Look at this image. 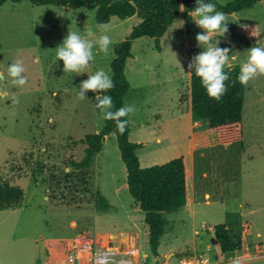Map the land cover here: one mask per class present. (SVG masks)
<instances>
[{"label": "rangeland", "instance_id": "374dc122", "mask_svg": "<svg viewBox=\"0 0 264 264\" xmlns=\"http://www.w3.org/2000/svg\"><path fill=\"white\" fill-rule=\"evenodd\" d=\"M206 2L222 11L218 5L232 0ZM94 12L85 7L34 5L28 0L0 5V72L5 77L0 80V89L7 92V97L0 98V177L23 190L20 207L0 210V264H71L70 253L87 244L117 248L124 242L121 248H129V234L112 237L105 233L139 228L137 247L140 255L146 254L139 258L144 259L143 264H228L237 257L241 264H264V76L245 86L242 140L220 145L212 137L206 141L208 147L196 144L195 161L186 164L196 173L192 213H165L168 225L161 238V253L165 247L175 252L156 256L148 247L143 211L135 208L127 190L115 134L105 136L85 177L81 178L84 171L69 162L82 159L86 147L82 139L104 125L96 108V93L89 91L84 100L77 98L80 83L100 68L111 75L114 48L141 21L137 15L125 19L112 16L106 23L112 40L110 54L105 56L95 47V59L87 73H64L55 49L69 29L81 34L91 29L99 34ZM225 14L229 31L223 36L225 42L217 37L218 46L230 48L235 57L226 66L240 68L246 50L264 47V0ZM243 26L256 28V42L248 39ZM202 31L180 10L160 38L159 48L149 37L132 41L124 70L129 90L123 101L136 109L128 115L130 141L143 143L136 152L142 167L184 155V115L191 108L190 77L194 73L187 66L202 51L195 40ZM18 59L26 69L23 87L12 86L7 76L8 65ZM169 102L162 117L168 123L166 128L158 129L161 123L154 126L165 134L158 144L149 136L161 114L154 107ZM197 127L193 126L192 132ZM203 169L208 172L206 178L201 176ZM65 172L73 177L66 184ZM97 191L107 199V210H98L92 203L91 196ZM216 224H225L239 235L243 248L221 254L213 234Z\"/></svg>", "mask_w": 264, "mask_h": 264}, {"label": "trees", "instance_id": "16d2710c", "mask_svg": "<svg viewBox=\"0 0 264 264\" xmlns=\"http://www.w3.org/2000/svg\"><path fill=\"white\" fill-rule=\"evenodd\" d=\"M6 1L19 2L22 0H0V5ZM34 5L58 4L70 9L85 7L95 12L98 23H108L112 16L125 19L137 15L141 21L132 28L130 34L114 48L115 57L110 63L111 77L115 87L105 92L113 99V111L124 105V96L129 90L125 77V65L131 57L132 41L140 37L152 38L156 48H159L160 38L167 28L175 21L180 12V5L188 12L193 9L196 0H28ZM260 0H232L225 6L218 5L225 13H234L252 7ZM250 41L256 42L257 31L253 26H243ZM250 31V33H249ZM225 42V38L222 37ZM225 47V45H223ZM225 72L230 79L226 81L227 92L220 101L207 95L199 77L193 73L190 77L191 117L200 122L193 132V140L198 146H205L209 139L216 144L225 145L242 140V109L245 86L237 80L240 68L225 66ZM128 121V116L123 117ZM115 134L121 160L125 166L126 184L129 194L138 207L143 211V220L148 227V247L152 254L158 255L157 247L166 231L168 220L166 212L178 211L188 203V169L183 156L172 158L162 164L142 167L136 150L141 143L129 140V121L126 130L120 134L112 120L104 121L99 132L88 134L82 142L86 145L84 155L79 161L70 160V164L80 170L81 178L85 177L96 154L101 150L106 135ZM202 137V138H201ZM203 140L202 142H200ZM73 179L65 172L64 183ZM59 183V181H58ZM92 203L98 210H107V199L97 191L92 195ZM23 190L10 184L0 177V210L15 209L21 206ZM214 238L221 254H230L242 249L241 237L233 234L225 224L213 227Z\"/></svg>", "mask_w": 264, "mask_h": 264}, {"label": "clouds", "instance_id": "9594fccd", "mask_svg": "<svg viewBox=\"0 0 264 264\" xmlns=\"http://www.w3.org/2000/svg\"><path fill=\"white\" fill-rule=\"evenodd\" d=\"M180 9L181 12L185 11L183 5H180ZM188 14L195 26L203 31L195 36L197 45L202 51L191 58L187 67L189 70H194L195 76L200 78L207 95L220 101L227 92L225 82L230 79L224 70L225 66L229 65L230 59H235L230 55L232 53L230 48L218 46L220 40L217 37H223L229 31L228 17L224 12L218 11L214 3L206 2V0H196L195 7ZM96 28L99 30V34L91 29H85L83 34L69 29L63 42L55 49L57 60L63 61L64 73L78 75L87 73L86 69L90 66V62L95 59L93 52L95 47H98L99 52L105 56L110 54L112 40L107 34L109 26L105 23H98ZM246 51L247 57L241 63L237 77L243 86H246L251 80L264 76V47L253 46ZM25 71L22 60H15L8 65L7 76L10 78L12 86L23 87L26 85ZM189 74H192L191 71ZM4 78V73L0 72V80ZM114 87L111 75L100 68L94 74H88V78L80 83L77 98L84 100L87 92L96 93V108L99 109L100 120L114 121L119 133L123 134L128 121L122 118L133 114L136 109L134 106L125 105L113 111L112 97L101 95V93ZM4 97H7V92L0 89V98ZM228 264H241V261L237 257L230 259Z\"/></svg>", "mask_w": 264, "mask_h": 264}, {"label": "crops", "instance_id": "0c3cea01", "mask_svg": "<svg viewBox=\"0 0 264 264\" xmlns=\"http://www.w3.org/2000/svg\"><path fill=\"white\" fill-rule=\"evenodd\" d=\"M169 104H170V102L168 104L167 103H163V104L160 103V105H162V106H160V107H156L155 106L154 107V111H159L161 114L158 116L157 119L154 120L153 129L152 128L149 129L150 130L149 131V136H150L151 139L154 137V142H156L158 144H161L162 137L165 136L164 132H162L161 130H158V129H160L161 127L166 128V125L168 124L166 121L162 120V117H163L164 111L166 109H168V106H170ZM180 115H182V114H180ZM184 116H185L184 118L186 119V125H185V127L183 129V139L182 140L183 141H186V143H185L184 146H182V148L184 150L183 151L184 152V155L183 156L185 158L186 164L189 163V161H190V164H192V162L195 161L194 155H195V152H196V149H197V148L195 149L196 143L193 140V135H192V133H193L192 131L193 130L192 129H193V126H200L201 124H200L199 121L192 119V117H191V109L190 108L188 109V113L185 114ZM177 118L180 119V117H178V116H177ZM156 123H161L162 124V126H158L157 125L158 126V129L157 130L154 129V126L156 125ZM180 125H182V124L180 123ZM129 140H132L131 130L130 129H129ZM136 142L137 143H141L142 144V147H143V143L142 142H140L139 140H137ZM206 146L208 147V144ZM142 147L138 148L136 150V152H138V150H140ZM197 147L200 148L201 146H198L197 145ZM199 154H200V157H203L204 156L203 155L204 154L203 151H200ZM166 160H163V161H166ZM187 169H188V178H187V184H188V190H187L188 203H187V205L185 207L181 208L180 211H179V213H183V214L192 213L191 211H192V207H193L194 193H195V191L197 189V186L195 188V185H194L196 173H195L194 169L192 168V165L190 166V168L188 167ZM207 175H208V172L203 169L202 170V173H201V176L204 177V178H206V177H208ZM205 197L206 198L208 197V194L207 193H205ZM135 206H136L135 208H138V205L137 204H135ZM138 210H140V209L138 208ZM141 217H144V213H142V216ZM144 226L146 227V229L148 231V227L145 224V222H144ZM140 231H142V230H140V228H139V229H137L135 231H132V232L131 231H119V232H108V233H105V234H110V235L111 234H117L118 235L120 233H127V234H129V237H130L129 244L130 245L132 244V247H135V248L138 249V247H137V240L139 238ZM241 240H242V238H241ZM71 245H73V243L69 245V248H70ZM161 246H162V242H161V239H160V244L157 247V252H158L159 255H163L164 253H167L169 255L174 254L175 251L172 250V248H170V247H165V251L163 253H161L162 252L161 251ZM242 248H243V243H242ZM142 255L145 256L146 254L143 253ZM53 264H55V263H53Z\"/></svg>", "mask_w": 264, "mask_h": 264}, {"label": "built area", "instance_id": "2783aa9c", "mask_svg": "<svg viewBox=\"0 0 264 264\" xmlns=\"http://www.w3.org/2000/svg\"><path fill=\"white\" fill-rule=\"evenodd\" d=\"M141 255L139 250L132 246L123 250L121 247L113 248L111 245L94 248L91 244H87L83 249H76L70 253L69 258L71 264H143L144 259L139 261ZM181 264L192 263L182 261Z\"/></svg>", "mask_w": 264, "mask_h": 264}, {"label": "water", "instance_id": "95a60500", "mask_svg": "<svg viewBox=\"0 0 264 264\" xmlns=\"http://www.w3.org/2000/svg\"><path fill=\"white\" fill-rule=\"evenodd\" d=\"M65 8H67V7H65ZM121 235H126L127 233H120ZM110 236H117V234H111ZM111 244H113V245H115V244H117V242L116 241H111ZM120 247H124L125 246V243L124 242H121L120 244ZM164 258L163 257H161V260H163Z\"/></svg>", "mask_w": 264, "mask_h": 264}]
</instances>
